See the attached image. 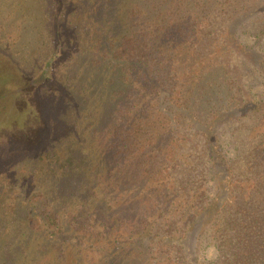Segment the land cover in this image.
Segmentation results:
<instances>
[{
    "label": "trees",
    "instance_id": "16d2710c",
    "mask_svg": "<svg viewBox=\"0 0 264 264\" xmlns=\"http://www.w3.org/2000/svg\"><path fill=\"white\" fill-rule=\"evenodd\" d=\"M97 2L52 1L63 100L0 141V264H264V0Z\"/></svg>",
    "mask_w": 264,
    "mask_h": 264
},
{
    "label": "rangeland",
    "instance_id": "374dc122",
    "mask_svg": "<svg viewBox=\"0 0 264 264\" xmlns=\"http://www.w3.org/2000/svg\"><path fill=\"white\" fill-rule=\"evenodd\" d=\"M52 1L0 0V55L7 57L0 58V141L5 143L10 137L17 140L16 137H26L25 133L38 128V100H63L53 94L49 84H37L34 77L39 66L35 64H41V60L52 52L54 38L46 33L51 23ZM81 2L86 6L99 3L97 0H71L76 7H79L76 3ZM256 33L260 37L256 38ZM240 35L242 39L256 40L258 47L264 48V19L248 24ZM243 80L245 85L256 87L260 77L253 71ZM68 92L65 88L63 94ZM17 145L18 153L24 146H29L20 141ZM16 157L22 158V155ZM205 244L203 241L204 247ZM205 250L202 255L206 254L208 258L215 255L210 248L205 247Z\"/></svg>",
    "mask_w": 264,
    "mask_h": 264
}]
</instances>
